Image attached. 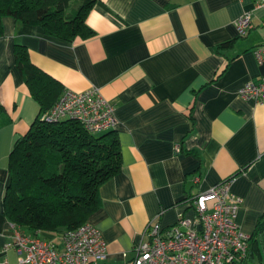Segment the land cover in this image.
Returning a JSON list of instances; mask_svg holds the SVG:
<instances>
[{
  "label": "crops",
  "instance_id": "1",
  "mask_svg": "<svg viewBox=\"0 0 264 264\" xmlns=\"http://www.w3.org/2000/svg\"><path fill=\"white\" fill-rule=\"evenodd\" d=\"M260 1L97 0L87 16L95 35L73 42L4 17L0 104L11 121L0 128V263L22 264L5 250L12 221L4 201L10 155L41 113L17 67V43L64 92L97 87L116 107L122 170L101 186V207L87 221L108 245L100 264H130L152 220L169 227L193 216V198L229 179L244 200L236 221L253 234L264 214V101L239 92L264 75L255 55L264 45ZM246 13L252 27L242 36L237 21Z\"/></svg>",
  "mask_w": 264,
  "mask_h": 264
},
{
  "label": "trees",
  "instance_id": "2",
  "mask_svg": "<svg viewBox=\"0 0 264 264\" xmlns=\"http://www.w3.org/2000/svg\"><path fill=\"white\" fill-rule=\"evenodd\" d=\"M96 1L0 0V36L3 19L10 16L65 41L88 39L95 35L87 16ZM15 56L41 113L10 155L5 212L13 223L36 234L62 233L86 223L101 207V186L122 170L120 139L115 130L91 133L76 119L42 120V113L58 102L65 87L32 62L25 45H15ZM10 121L0 104V128ZM243 264H264V214Z\"/></svg>",
  "mask_w": 264,
  "mask_h": 264
},
{
  "label": "built area",
  "instance_id": "3",
  "mask_svg": "<svg viewBox=\"0 0 264 264\" xmlns=\"http://www.w3.org/2000/svg\"><path fill=\"white\" fill-rule=\"evenodd\" d=\"M256 7L264 10V0ZM252 19V13L239 18L240 35L249 32ZM255 55L264 64V45L255 49ZM239 93L244 98L264 101V75L247 82ZM41 118L47 122L76 119L94 134L112 130L118 124L115 105L97 87L81 92L66 90ZM231 185L229 179L200 191L191 203L194 215L181 216L175 225L164 227L159 218L152 220L136 244L130 264H243L248 258L251 234L236 221L244 200ZM10 228L12 240L5 250L15 249L22 264H100L109 255L102 231L91 222L62 232L60 242L30 235L13 222Z\"/></svg>",
  "mask_w": 264,
  "mask_h": 264
}]
</instances>
